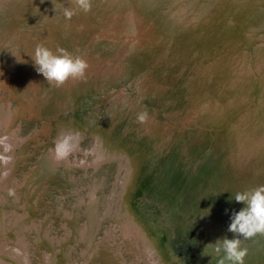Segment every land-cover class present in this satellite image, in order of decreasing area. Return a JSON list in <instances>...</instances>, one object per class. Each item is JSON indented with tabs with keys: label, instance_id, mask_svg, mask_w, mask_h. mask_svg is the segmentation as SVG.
<instances>
[{
	"label": "bare ground",
	"instance_id": "obj_1",
	"mask_svg": "<svg viewBox=\"0 0 264 264\" xmlns=\"http://www.w3.org/2000/svg\"><path fill=\"white\" fill-rule=\"evenodd\" d=\"M54 2L56 12L51 0H0V86L19 102L13 111L12 102L0 103V125L12 145L0 150L9 158L0 160V264H32L25 232L33 225L40 264H98L101 254L107 261L105 241L96 243L107 219L142 243L148 264H209L211 257L216 264L212 248L210 256L201 252L217 238H234L230 217L244 205L229 197L264 185V0H91L89 12L77 10L70 20L60 5L74 8L72 0ZM167 6L156 21L154 10ZM37 44L80 56L89 65L86 79L49 86L31 59ZM29 109L46 116L41 132L50 138L40 165L16 185L13 152L20 149L22 158L25 145L41 142L40 130L23 136L11 128ZM141 112L145 123L137 121ZM52 131L80 133L75 160L71 154L60 163L99 169L114 162L118 173L110 195L103 175L93 179L87 199L72 191L69 220L78 232L69 225L57 241L49 219L38 227L35 215L36 186L58 167ZM84 132L95 144L80 160ZM4 192L16 202L13 230ZM242 246L244 264H264V234Z\"/></svg>",
	"mask_w": 264,
	"mask_h": 264
},
{
	"label": "rangeland",
	"instance_id": "obj_2",
	"mask_svg": "<svg viewBox=\"0 0 264 264\" xmlns=\"http://www.w3.org/2000/svg\"><path fill=\"white\" fill-rule=\"evenodd\" d=\"M132 4L133 3L131 2L129 6H131ZM167 9H170V6H167L164 9H162L161 7H158L157 9L154 10L155 13L153 12L152 14L156 16L155 17L156 21L159 20L161 12L167 11ZM58 14H61V12H59ZM86 36H87L86 38H88V35ZM92 37H94V35H91L89 39H85V40L90 41ZM82 48L85 49L84 46ZM143 66H146V65L142 64L141 67ZM146 67H148V65ZM146 67H144L145 70L141 75H143L147 71ZM133 72H134V69H133ZM0 83H1V79H0ZM128 87L129 86H127V88ZM1 88L2 86H0V103L3 104L6 101H10L12 102L11 103L12 111L18 109L19 102L16 99H14L9 92ZM147 102H149L148 99H147ZM33 111H34L33 109H29L28 111H26L24 117H20L18 120H16L17 122H16L15 127L11 126V128H13V131L17 130L18 135L21 134L23 136L25 135L30 136L31 134H33L31 132L35 130H40V139H41V142H38V140H34L32 143H28V145H25L22 148L24 149L23 153L25 152L22 158L19 157L22 153L20 149H17L13 152L12 157L16 159L17 165H16V170L13 172V176L15 179H13L12 184L21 185L27 181L26 179L29 177L33 169L36 166L40 165V158L46 152L45 147H43L44 140H46V143L49 142L50 135L46 136L41 132V129L43 128L42 127L43 123L45 121L44 119L46 118V116L41 115L40 114L41 112H39L38 110L36 111L35 115L33 114L31 116V114L29 113ZM54 113L55 112H53V114H50V118H51L50 121L52 122L54 126H56L58 121H57V116ZM36 114L37 115L39 114L38 117ZM65 117L66 116L63 115L60 118L63 119ZM161 118L163 117L161 116ZM66 120H69V118ZM5 129H6L5 127H2L0 125V136H4V132L8 131L7 129L6 130ZM56 134L57 133H55L54 131L51 132V137H53L51 140L52 146L54 145L55 139L57 137ZM113 134L114 133H112L111 135L109 134V136H113ZM83 135L84 137L81 140V146H82V149L84 150V153L82 151L81 152L79 151L77 155L80 158V160L81 158L85 156L84 154L86 151L90 150L91 152V150H93L92 148H93V145L95 144V141H93L94 137L92 136L91 133L84 132ZM119 135L116 136V141H118L117 139ZM1 147L2 146H0L1 152H4L3 148L1 149ZM85 159L86 160L88 159L89 162H92V163L94 162L92 155L90 154ZM71 160L73 163V161L75 160L74 154H72ZM59 163L60 162H57L55 165L56 167L58 166L57 168L50 170L49 174H47L48 176L47 175L44 176V180H43L44 183L40 184L39 186H36L37 187L36 193L38 196L36 200V207H35V215H37L36 223L38 227L44 226L45 221L48 218L49 223H51V226H52V228L50 229L51 236L54 237L55 241H57V239L61 240V238L66 237L65 230L69 225L72 228V232L74 233L78 232L77 231L78 226L77 227L74 226V223L72 224V222H70L69 220V217L72 215L73 210H75L74 203L76 202L75 201L76 193H73L72 191L74 189L76 190L77 188H79L80 192H83L82 195L86 193L85 198L87 199V192H88L89 187H91V184H93V179L95 180L97 176L103 175L105 177V179L103 180V183H104L103 191H107L108 192L107 194L110 195L112 189L114 188V183L116 182L115 177L118 174L115 172L116 166L114 162H112V164L105 163L99 169L98 168L95 169L92 166H88L87 168H85L84 166L79 167V165H76V164L75 165L71 164L72 167H69L68 165L69 163L65 164V161L63 163H60V164ZM3 167L4 166H2V169ZM123 171H124V167L122 168L120 174L123 173ZM0 173H1V177H3L4 170H2V172L0 170ZM123 176H124V173H123ZM74 185H77V186H74ZM18 187L17 186L15 187L16 188L14 191L15 193ZM4 193L6 194V197H5L6 200H8L7 204L4 206V208L7 209L8 211V223L7 224L11 225L12 219L15 216L14 211L17 209L16 204H15L16 202L13 199V195L7 194L6 192ZM21 196L22 198L25 197L23 193L21 194ZM102 212H103L102 209L100 210L99 208V214H101ZM66 221L69 224H67ZM109 221L110 219L104 220L101 223V226H102L101 229L97 230L98 234H97L96 243L100 244V242L104 240L105 246L108 249L107 251L108 253L106 256L107 261L106 259L103 258V255L101 254L100 259L98 260L99 262L97 261L98 264H114V263L115 264H148L145 251L142 247H140V246H143L142 243L137 239L127 238L126 236H124L126 235L125 232H123L124 230H121L117 222L114 223V222H111V221L109 222ZM11 227L13 230L14 228L13 224L11 225ZM32 227H33L32 230L28 229L25 232L27 234L26 236L28 239L27 244L29 245L28 254H30L29 257L31 258L32 264H40L38 251L36 250V247H35L36 238H38L39 233L37 232L38 230L34 227V225ZM12 232L13 231H11L10 235L12 234ZM13 238H15V236H13ZM46 244H47L46 240H43L41 243V246H45L46 249H49L47 248ZM80 245H81L80 247V255H81L82 253L81 248L84 246V244L82 243ZM74 255H76V253ZM78 256H79V252H78ZM108 257H110L111 260H109Z\"/></svg>",
	"mask_w": 264,
	"mask_h": 264
},
{
	"label": "clouds",
	"instance_id": "obj_3",
	"mask_svg": "<svg viewBox=\"0 0 264 264\" xmlns=\"http://www.w3.org/2000/svg\"><path fill=\"white\" fill-rule=\"evenodd\" d=\"M44 0H41L43 3ZM54 11H57V3L51 0ZM75 7H65L60 5L65 19L70 20L77 10L85 13L89 12L92 7L91 0H72ZM17 59V58H16ZM33 65L38 74H42L47 80L49 86L60 88L69 79L85 80L86 70L89 65L80 56H73L63 48H57L55 52L42 44H37L34 53L31 55ZM17 62H26L17 60ZM148 119L146 112L137 114V121L145 123ZM7 136H0V146L4 152L12 151V145L8 142ZM80 133L74 131H64L57 135L54 147L51 151L56 161L66 160L79 147ZM8 157L0 156V160L8 162ZM235 200L237 203L244 205L241 210L233 211L230 217V224L227 231L234 234V238L229 239L227 236L217 238L214 242L207 243L201 257L210 256L208 248H212L215 253L216 264H244L248 250L243 247V241L248 240L257 234H264V185L256 188L237 192L229 200ZM227 212V210H226ZM210 214L207 209L206 215ZM204 216V215H203ZM212 259L209 264H212Z\"/></svg>",
	"mask_w": 264,
	"mask_h": 264
},
{
	"label": "water",
	"instance_id": "obj_4",
	"mask_svg": "<svg viewBox=\"0 0 264 264\" xmlns=\"http://www.w3.org/2000/svg\"><path fill=\"white\" fill-rule=\"evenodd\" d=\"M154 179H155V177H154ZM158 184H159V182H158ZM185 184H186V182H185ZM185 184H184V185H185ZM184 185H183V186H184ZM181 186H182V185H181ZM182 197H183V196H182ZM157 201H158V200H156V202H154V200H152V203H151L150 205H152V204H153V205H156V204H157ZM162 203H163V204H162V205H163V209H167V202H166L165 200H163ZM178 203H179V202H178ZM180 204H181V203H179V205H180ZM181 205H182V204H181ZM137 209H138V207H137ZM143 209H144L145 211H147L148 206L145 205V208H143ZM143 209H142V210H143ZM165 220H169V221H170L169 217H167V216H166ZM169 221H168V222L163 221V222H162L163 226L167 227V225H169ZM166 224H167V225H166ZM167 229H169V227H167ZM164 235H168V233H165ZM168 256H169V255H168Z\"/></svg>",
	"mask_w": 264,
	"mask_h": 264
}]
</instances>
